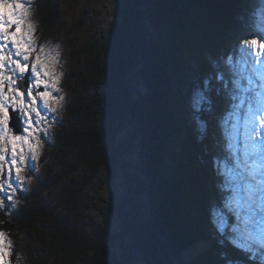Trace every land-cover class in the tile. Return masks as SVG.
<instances>
[{
    "label": "trees",
    "instance_id": "16d2710c",
    "mask_svg": "<svg viewBox=\"0 0 264 264\" xmlns=\"http://www.w3.org/2000/svg\"><path fill=\"white\" fill-rule=\"evenodd\" d=\"M35 2L47 8L46 23L56 18V0ZM119 8L55 134V146L64 149L59 178L49 169L34 187L18 191L12 208L0 207V232L12 237L14 254L24 239L40 238L31 264H121L120 255L185 264L180 252L200 242L207 247L186 264H264V245L252 238L243 244L231 228L240 224L233 190L251 180L239 156L244 119L264 94L243 41L264 34V0H121ZM193 62L199 95L186 76ZM136 76L146 92L135 99ZM128 122L142 141L143 221L133 205L140 188L122 156L131 136L117 137ZM117 168L124 194L106 202L102 192L113 198ZM61 177L50 205L46 189ZM103 201L116 211L119 229L97 208Z\"/></svg>",
    "mask_w": 264,
    "mask_h": 264
},
{
    "label": "rangeland",
    "instance_id": "374dc122",
    "mask_svg": "<svg viewBox=\"0 0 264 264\" xmlns=\"http://www.w3.org/2000/svg\"><path fill=\"white\" fill-rule=\"evenodd\" d=\"M36 0H30L28 4L29 16L26 18V24L24 31L27 32L28 24H31V48L36 51L32 54V59L36 55L41 57L42 63L48 65L49 71L53 74V80L56 81V88L51 87L52 81L49 82V91L58 102L52 103L51 106L56 109L55 112H51L44 108L43 101L37 99V107L41 111V115L45 117L41 123L34 125L37 129L35 135L40 138V147L38 148V158L36 160L31 159V154L27 152V146H25L26 160L21 165V176L24 178V183L20 184L15 179V170L13 169V175L10 178L13 187L17 189L15 193L12 189L6 187L9 177L5 175L0 179V183L5 184L4 192L0 193V196L5 197V206L3 208H12V204L16 202L19 190H29L34 187L44 177L45 172L51 169L55 178H59L60 170V156L64 149L58 148L54 144L55 134L60 127L61 123L65 120L66 105L68 101L73 99L77 92L80 90L81 76L87 75L92 69V61L94 55L102 45L107 36V32L119 21V3L121 0H56L57 2V16L49 23L45 22V15L47 8L39 7L35 3ZM0 43H3L0 41ZM6 54H12L13 59H19L15 57V49L9 44L4 50ZM251 68H260V72L254 71L256 77L261 80L264 90V64L257 65L254 58L250 55ZM31 63V61H29ZM241 64V63H239ZM5 74L12 75L11 68L5 67ZM18 76V74H17ZM186 76L189 82V86L192 87V93L199 95V86L202 84L201 77L197 66L193 62L187 72ZM16 79V77H14ZM34 77L30 74V79ZM247 77H245V80ZM20 83H19V82ZM249 82V79H247ZM23 79H17L16 86L22 87ZM7 84V82H5ZM133 88L136 91L134 98H138L146 92L145 83L140 76H136L133 81ZM43 88V86L41 87ZM59 89L57 91L56 89ZM35 92L37 89H34ZM44 90V89H43ZM7 91V87H5ZM62 97V99H60ZM26 102H28L27 96H25ZM264 111V94L259 97V105L253 110L252 113L257 110ZM35 116V114H33ZM245 123L243 131L245 140L243 141V151L239 152L240 159L244 164H248L249 178L251 180L245 184L237 185L233 190V197L237 199L238 204H232L237 216L240 217V224L233 228L237 237L240 236L242 243L245 244L246 239H254L256 244L264 245V156L259 152H253L252 142L249 139V134L253 126L260 129L264 133V124L261 120L254 118L253 114L251 118L244 119ZM246 128L245 125H248ZM133 123L128 122L118 132V141L122 142L128 137L130 138L134 129ZM13 134V133H10ZM133 137V138H132ZM255 139V137H253ZM132 140V141H131ZM131 141L127 151L122 155L128 165V170L134 178V184L140 188V192L134 195L133 205L138 213V217L141 221L148 217V210L146 204V188L142 181L144 180L143 168L140 160V151L142 150L141 136L136 137L132 135L128 140ZM238 137L233 138V158L237 161L236 148ZM9 151L6 153L7 161L4 162L5 169L8 168L11 161V146L8 145ZM61 180V181H60ZM59 180V185L49 184L46 189L45 199H50L49 203L55 204L57 200L55 194L60 189L63 179ZM125 181L122 171L117 168V172L114 176L113 183V198L108 199L105 191L102 192L103 200L116 201L124 194ZM8 195L12 196L11 200H7ZM48 197V198H47ZM233 200L232 202H234ZM97 208L109 217L111 226L113 229H119V219L117 213L110 206V212L106 208V203L100 202ZM14 207V205H13ZM125 210V209H124ZM213 216L217 215V212ZM223 219V218H222ZM242 219V221H241ZM224 220V219H223ZM217 229L223 228V222L220 219L219 224L216 225ZM8 241L11 242V246L6 248L7 254L3 260H0V264H31L30 257L28 256L32 246H38L40 244L39 239L36 237H28L21 242V248L13 253V240L8 234H5ZM163 244L165 245V240ZM235 246L237 243L235 242ZM207 242H200L192 248L185 249L184 252H180V259L183 263L190 262L194 255L200 250L207 247ZM239 248V247H238ZM121 264H143L138 256L126 257L120 255ZM172 260V258L170 257ZM172 264H179L172 260Z\"/></svg>",
    "mask_w": 264,
    "mask_h": 264
},
{
    "label": "snow or ice",
    "instance_id": "6c2138e0",
    "mask_svg": "<svg viewBox=\"0 0 264 264\" xmlns=\"http://www.w3.org/2000/svg\"><path fill=\"white\" fill-rule=\"evenodd\" d=\"M29 3L30 0H0V41L3 42L0 43V179L5 175L9 177L6 187L12 189L13 193L17 191L10 179L13 169L15 170V179L20 184L24 183V178L21 176V165L26 160L25 146H27V152L31 154L32 160L38 158L37 150L40 147V138L35 135L37 129L34 125L41 123L45 117L41 115V111L37 107V99L43 101L44 108L51 112L56 111L51 104L58 102L52 92L48 90L50 81H52L51 87L56 88V81L53 80V74L49 71L48 65L42 63L39 55L32 59V54L36 50L30 46L31 24H28L29 30L24 31L26 18L30 14ZM9 44L15 49L14 55L19 59H13L12 54L5 53L4 50ZM243 44L257 65L264 64V34L244 39ZM6 65L11 68L12 75L5 74ZM254 71L260 72L261 69L255 68ZM29 72L34 79L27 83L25 90H22L16 86L17 79H23ZM42 86L44 90L34 93V89H40ZM5 87H7V91H5ZM56 90L59 91L58 88ZM25 96H27L28 102H26ZM10 112L18 114L17 119L21 125L20 134H10L12 128H10L9 122L13 119ZM253 116L264 124V111L258 109L253 113ZM249 139L252 142L253 152H259L264 156V133L253 126ZM8 145L11 146V161L8 168L5 169L4 162L7 161ZM4 190L5 184L0 183V193ZM6 199L11 200L12 196L8 195ZM3 206H5V197L0 196V207ZM10 246L11 242L7 240L4 233L0 232V260H3L7 254L6 248Z\"/></svg>",
    "mask_w": 264,
    "mask_h": 264
},
{
    "label": "water",
    "instance_id": "95a60500",
    "mask_svg": "<svg viewBox=\"0 0 264 264\" xmlns=\"http://www.w3.org/2000/svg\"><path fill=\"white\" fill-rule=\"evenodd\" d=\"M149 38L150 37L147 36V40H149ZM30 74H31V72L25 74L24 82L22 83V87H20L22 90L26 89L27 83L29 82V79H30ZM42 90H43V88L37 89V91H42ZM34 93H35V91H34ZM10 114L13 115V119L10 120V122H9V126H10V128H12V133L13 134H20L21 133V125L17 119L18 114H12L11 112H10ZM136 133H137V131H136ZM123 212H124V210L121 212V217H123Z\"/></svg>",
    "mask_w": 264,
    "mask_h": 264
},
{
    "label": "bare ground",
    "instance_id": "6f19581e",
    "mask_svg": "<svg viewBox=\"0 0 264 264\" xmlns=\"http://www.w3.org/2000/svg\"><path fill=\"white\" fill-rule=\"evenodd\" d=\"M35 91V90H34ZM182 252H184V251H182Z\"/></svg>",
    "mask_w": 264,
    "mask_h": 264
}]
</instances>
